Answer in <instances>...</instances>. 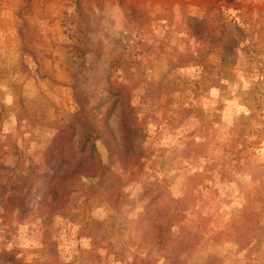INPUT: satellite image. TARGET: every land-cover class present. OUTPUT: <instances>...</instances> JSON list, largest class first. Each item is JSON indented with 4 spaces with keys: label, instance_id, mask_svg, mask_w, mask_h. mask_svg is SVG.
Wrapping results in <instances>:
<instances>
[{
    "label": "rangeland",
    "instance_id": "374dc122",
    "mask_svg": "<svg viewBox=\"0 0 264 264\" xmlns=\"http://www.w3.org/2000/svg\"><path fill=\"white\" fill-rule=\"evenodd\" d=\"M264 0H0V264H264Z\"/></svg>",
    "mask_w": 264,
    "mask_h": 264
},
{
    "label": "crops",
    "instance_id": "0c3cea01",
    "mask_svg": "<svg viewBox=\"0 0 264 264\" xmlns=\"http://www.w3.org/2000/svg\"><path fill=\"white\" fill-rule=\"evenodd\" d=\"M262 76H264V74H262ZM261 85L260 91L262 92V95H264V78H262Z\"/></svg>",
    "mask_w": 264,
    "mask_h": 264
},
{
    "label": "built area",
    "instance_id": "2783aa9c",
    "mask_svg": "<svg viewBox=\"0 0 264 264\" xmlns=\"http://www.w3.org/2000/svg\"><path fill=\"white\" fill-rule=\"evenodd\" d=\"M262 104H264V103H262Z\"/></svg>",
    "mask_w": 264,
    "mask_h": 264
}]
</instances>
